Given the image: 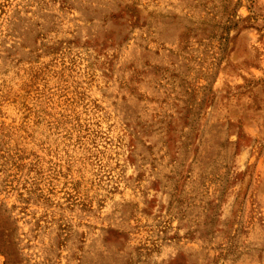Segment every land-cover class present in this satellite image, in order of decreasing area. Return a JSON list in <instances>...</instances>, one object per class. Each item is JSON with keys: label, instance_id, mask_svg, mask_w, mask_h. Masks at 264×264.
<instances>
[{"label": "rangeland", "instance_id": "374dc122", "mask_svg": "<svg viewBox=\"0 0 264 264\" xmlns=\"http://www.w3.org/2000/svg\"><path fill=\"white\" fill-rule=\"evenodd\" d=\"M0 264H264V0H0Z\"/></svg>", "mask_w": 264, "mask_h": 264}]
</instances>
